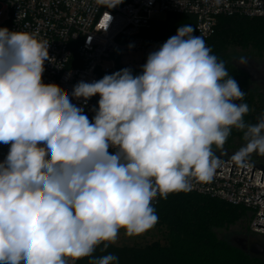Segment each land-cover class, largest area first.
Masks as SVG:
<instances>
[{
	"label": "clouds",
	"instance_id": "9594fccd",
	"mask_svg": "<svg viewBox=\"0 0 264 264\" xmlns=\"http://www.w3.org/2000/svg\"><path fill=\"white\" fill-rule=\"evenodd\" d=\"M194 32L178 27L140 74L123 68L69 92L43 81L53 61L46 41L0 28V144L9 146L0 160V264H118L107 249L121 230L145 233L158 222V196L210 181L221 163L213 146L222 150L234 129L245 143L232 161L264 157V117L245 121L246 93ZM97 95L98 108L87 109Z\"/></svg>",
	"mask_w": 264,
	"mask_h": 264
},
{
	"label": "built area",
	"instance_id": "2783aa9c",
	"mask_svg": "<svg viewBox=\"0 0 264 264\" xmlns=\"http://www.w3.org/2000/svg\"><path fill=\"white\" fill-rule=\"evenodd\" d=\"M0 7V15L8 14L6 28L32 33L48 43L53 61H45L43 81L58 84L69 92L78 82L101 79L105 73L119 71L121 65L141 67L148 54L169 38L149 34L153 21L169 13L193 15L197 32L209 48L220 16L264 19V0H123L111 9L97 6L95 0H0ZM98 100V95L92 97L85 107L98 108ZM88 114L91 119L95 112ZM8 148L0 144V160L5 158ZM215 152L225 159L233 154ZM250 160L263 164L251 157ZM233 163H220L218 169L222 172L216 170L208 182L193 179L191 191L248 208L249 230L264 237V227L257 226L264 225L263 170L255 166L251 179L254 164L247 162L241 176L243 165L234 163L233 168ZM66 259L68 264H76L74 258Z\"/></svg>",
	"mask_w": 264,
	"mask_h": 264
},
{
	"label": "trees",
	"instance_id": "16d2710c",
	"mask_svg": "<svg viewBox=\"0 0 264 264\" xmlns=\"http://www.w3.org/2000/svg\"><path fill=\"white\" fill-rule=\"evenodd\" d=\"M181 25H191L194 35L196 19L190 14L169 13L163 19L153 21L149 34L171 37ZM200 36V35H199ZM212 53L246 93L245 103L250 112L245 116L247 123H256L254 96L242 79L233 58L244 53L264 51V19L258 17L220 16L215 33L210 37ZM130 68L133 74H140L141 67L121 65ZM112 73H105L109 75ZM242 139V133L233 130L223 147L235 145ZM213 150L218 149L213 146ZM160 223L168 227V245L155 247H128L110 245L107 253L118 257V264H259L262 259L251 256L240 247L221 236V230L237 223L249 228L248 208L234 205L223 199L195 191L170 194L167 199L159 198L153 203ZM97 249L96 255H102ZM88 264V258L76 261Z\"/></svg>",
	"mask_w": 264,
	"mask_h": 264
},
{
	"label": "flooded vegetation",
	"instance_id": "af4514ba",
	"mask_svg": "<svg viewBox=\"0 0 264 264\" xmlns=\"http://www.w3.org/2000/svg\"><path fill=\"white\" fill-rule=\"evenodd\" d=\"M240 58H246V63L241 64L239 62ZM233 64L239 71L240 78L254 96L256 119L258 122L260 118L264 117V51H261V53L254 52V54L244 53L234 57ZM251 158L264 164V157L253 154ZM238 243L236 246L251 256L264 260V242L261 239L246 235L245 239H239Z\"/></svg>",
	"mask_w": 264,
	"mask_h": 264
},
{
	"label": "rangeland",
	"instance_id": "374dc122",
	"mask_svg": "<svg viewBox=\"0 0 264 264\" xmlns=\"http://www.w3.org/2000/svg\"><path fill=\"white\" fill-rule=\"evenodd\" d=\"M7 17L8 14L6 12L0 15V28H5ZM243 142L244 141L241 139H236L234 146L223 147L222 150H216V151L218 152L227 151L230 153H235L236 151L239 150L240 147L243 146L242 145ZM220 235L225 237L228 241H230L232 244L235 245L239 244L238 243L239 239H245L246 235L254 236L256 238L261 239L262 242H264V237L252 233L249 230V228H247L245 223H237L228 228H225L221 230ZM168 236H169L168 227L160 223V221L158 220V222L155 224L153 228L138 236L128 237L124 234V231L121 230L119 234V238L115 244L120 246H128V247L166 246L169 243ZM259 264H264V260Z\"/></svg>",
	"mask_w": 264,
	"mask_h": 264
},
{
	"label": "water",
	"instance_id": "95a60500",
	"mask_svg": "<svg viewBox=\"0 0 264 264\" xmlns=\"http://www.w3.org/2000/svg\"><path fill=\"white\" fill-rule=\"evenodd\" d=\"M218 157L224 159V160L221 162V164H222L224 161H232L231 158H227V159H225V158H223V157H221V156H218ZM249 162H251L252 164H254L251 179H252V177H253V173H254L255 166H257V167H259V168H261V169L263 170L262 179H261V181L263 182V178H264V166H263V164L256 165L255 162L252 161V160H250V159H249ZM234 163H235V162H234ZM234 163H233V168H234ZM221 164H220V165H221ZM220 165H219V166H220ZM219 166H218V167H219ZM218 167H217L216 170L222 172V170H221V169H218ZM233 168H232V172H233ZM243 170H244V165H243V169H242L241 176H242V174H243ZM232 172H231V176H232ZM263 196H264V195H262L261 197H263ZM261 197H260V198H261ZM260 198H259L258 200H260ZM262 216H264V215L262 214ZM257 226L264 227V225H260V224H257Z\"/></svg>",
	"mask_w": 264,
	"mask_h": 264
}]
</instances>
